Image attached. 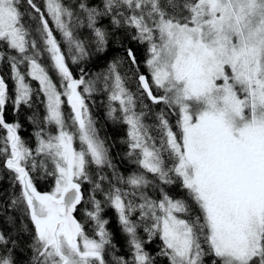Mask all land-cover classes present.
<instances>
[{
    "label": "snow or ice",
    "instance_id": "obj_1",
    "mask_svg": "<svg viewBox=\"0 0 264 264\" xmlns=\"http://www.w3.org/2000/svg\"><path fill=\"white\" fill-rule=\"evenodd\" d=\"M73 24L91 30L97 53L122 49L105 72L74 75L54 34L80 64L90 52ZM0 65L9 70L0 74V167L19 188L0 207L32 225L28 264H156L146 245L157 239L167 264H264V0H0ZM98 91L108 116L127 125L126 155L139 171L120 173L100 138L86 102ZM38 93L46 114L28 117L38 129L32 148L6 113L31 108ZM85 203L92 235L76 216ZM104 205L117 213L130 260L116 254ZM19 243L0 231V264H20Z\"/></svg>",
    "mask_w": 264,
    "mask_h": 264
},
{
    "label": "trees",
    "instance_id": "obj_2",
    "mask_svg": "<svg viewBox=\"0 0 264 264\" xmlns=\"http://www.w3.org/2000/svg\"><path fill=\"white\" fill-rule=\"evenodd\" d=\"M38 3H42V0H37ZM76 0H65V3L67 4H74ZM90 2L99 3V0H90ZM109 21L107 19H103L100 21V26L108 27ZM51 27L55 28L54 24H50ZM74 32L76 36L84 41L85 45L88 47L90 56L86 58L84 61H82L80 64H74L73 71L74 75L79 77L78 74L80 67H84L90 76H95V72H105L107 70V67L109 63L113 60L114 57H117L121 54L122 49H120L117 45L111 46L105 53H97L95 51V46L91 44V41L94 39L92 36L91 30L87 29L86 27H76L75 24H73ZM54 34L57 36V39L61 41L62 44V50L65 52L67 62L69 63V66L72 65L70 54L67 51L68 45L63 41L62 35L56 31ZM42 56H46L45 59L48 61V66L51 65V60L49 55L44 52ZM40 57V59H41ZM143 49H141V56L140 59L143 61ZM24 66H22L23 68ZM25 70V68H24ZM122 72H126L127 69L122 67ZM0 74H3L5 76L9 75V70L3 66L0 65ZM129 77H131V74L129 73ZM10 80V79H9ZM8 80V83H9ZM31 81V79H28ZM35 81H31V84L35 87ZM130 87L133 92L136 91V83L130 79ZM92 99H87L86 102L89 106L91 115L93 117V120L95 122V126L97 128L98 134L101 139L105 140L106 145L109 147L110 155L114 158V163L117 165L118 170L123 175H127L131 171L133 172L132 163L133 158H130L126 155L128 151L126 139H125V131L127 129V125L123 124L120 120H113L108 116V110L104 113V100L108 102V94L107 93H100L95 92L92 94ZM43 101V99H42ZM33 104L31 108L28 106L22 107L21 111L19 112L20 121L22 124V127L19 130V134L24 140L26 135L30 134V127L33 126L34 131L32 135V139L36 141L35 132L38 130L37 126L33 124L31 121L28 120V116L35 115L37 119L42 118L46 114V107L45 103L37 102V100H33ZM34 104L37 106L35 107ZM64 113L66 118L71 115L70 107L65 103L64 105ZM13 114L10 112V105L8 107L7 113H6V119L9 122H13ZM170 123L173 125L175 130V123L177 120L176 115H171L169 117ZM148 124L154 125L156 123L155 117H151L145 121ZM32 128V129H33ZM30 130V131H29ZM47 131H51L54 133L55 127L54 126H48ZM158 131V129L156 130ZM156 131L153 132V135L156 134ZM5 131L3 129H0V137H3L5 135ZM0 146H3L2 140H0ZM127 148V149H126ZM2 159V158H0ZM93 169H95V166H92ZM136 170L139 171L140 169L138 166H136ZM108 175H111V170L105 169L104 170ZM52 181L51 179L47 181H40L38 188L40 191H49L51 189ZM0 189L6 190L3 192H0V197L3 198L4 201H9L10 198L14 194L19 193V188H13L12 186V180L10 175L7 173L5 169L0 167ZM88 189L89 193L92 192V185L85 183L84 190L86 191ZM168 189L170 191L175 192L177 195H179L180 190L176 189L174 186H168ZM152 195H156L155 193H151ZM97 198L104 199L103 195L101 193H97ZM87 201V199L85 198ZM90 203H85L82 207L79 208V211L76 213V216L78 219L82 220L83 222H87V218H84L82 210H86L90 208ZM109 210V211H108ZM108 214H109V223L107 225L108 231L112 234V240L113 243L116 245V251L118 255L124 256L126 259H129V244L127 241V236L125 233H122L118 227L117 223L114 221L112 216L111 209L108 208ZM32 228V225L30 221L27 219L26 216H24L23 212L18 209L13 208H4L0 207V231H4L9 233L12 237H18L20 243L17 245L18 247V257L20 260V264H28V261L31 257V250L29 248V245L31 243V236L32 233L30 229ZM140 235L145 240L147 239V234L143 231L140 232ZM126 240V241H125ZM161 247V244L159 240H155L152 243H148L146 245V251H148L156 260V264H167V260L165 257H162L158 255L159 249Z\"/></svg>",
    "mask_w": 264,
    "mask_h": 264
},
{
    "label": "bare ground",
    "instance_id": "obj_3",
    "mask_svg": "<svg viewBox=\"0 0 264 264\" xmlns=\"http://www.w3.org/2000/svg\"><path fill=\"white\" fill-rule=\"evenodd\" d=\"M68 51V50H67ZM43 63V62H42ZM48 64V61H47V59H45V65H47ZM44 65V66H45ZM74 64H72L70 67L72 68V69H74ZM46 67V66H45ZM47 68H49V70H50V75H52L53 76V78H54V80H58L59 79V77L56 75V73L54 72V71H52L51 70V68H50V66H48L47 65ZM96 74H98V73H103V72H100V71H98V72H95ZM80 75V73L78 74V76ZM28 82H30L31 83V81H29L28 80ZM36 85H35V90H34V92H38V82H36L35 83ZM9 85H10V88L12 87V85H13V82L11 81V80H9ZM98 92H100V93H104L103 91H98ZM92 97H93V95L91 96V97H89L88 99L90 100V99H92ZM42 99H43V101H44V97H43V95L42 94H40V93H38V94H36V95H34V97H33V100L35 101V100H37V102H39V100L41 101V103H43V101H42ZM104 102V104H105V107H104V113L107 111V109H108V103L106 102V100H104L103 101ZM34 102L32 101V104H33ZM34 106L35 107H37L35 104H34ZM40 106V102H39V105H38V107ZM10 112L14 115L13 116V122H15V121H20V117H19V114H16V113H14L13 111H12V108H11V105H10ZM106 114V113H105ZM28 117H30V116H28ZM27 117V118H28ZM29 120V119H28ZM30 121V120H29ZM68 123L69 124H71L72 122H71V120H68ZM33 126H31L30 127V134L29 135H26L25 136V138H24V141L26 142V144L28 145V146H30V147H32V148H35L36 147V145H37V141H35V140H33L32 139V135H33V131H34V129L35 128H33ZM124 133H125V139L127 140V129L125 130L124 129ZM153 134V133H152ZM127 149V148H126ZM133 161H134V158H133ZM136 166H137V164H135L134 162L132 163V167H134L133 168V172H135V171H137L136 170ZM130 173H132V171L130 172ZM130 173H128L127 175H129ZM127 175H125V176H127ZM152 192H151V190H149V194L150 195H152L151 194ZM90 195V193H89V191H88V189H86V191H85V198L88 200V196ZM97 199H100V198H97ZM100 200H102V199H100ZM108 208L109 209H111V211H112V216H114L113 217V219H114V221L117 223V227H118V229L123 233V231L121 230V227H120V225H119V222H118V218H117V213L115 212V210L113 209V208H111V207H108L107 205H104V212L102 213V216H103V218L104 219H107L108 221H109V219H110V217H109V214L107 213L109 210H108ZM91 209V207L90 208H88V210H90ZM108 210V211H107ZM82 214H83V216H84V218H87L86 217V210H82ZM81 222H83L82 220H81ZM87 223V227H86V231L88 232V234L89 235H92L93 234V229H94V227H95V225L91 222V221H87L86 222ZM107 227V226H106ZM140 232H142V229L140 230ZM126 241V240H125ZM127 241H128V238H127ZM129 249H130V246H129ZM116 254H117V251H116ZM129 258L131 259V250L129 251ZM118 255V254H117ZM108 259H109V261H111L112 260V251H111V249L109 250V255H108Z\"/></svg>",
    "mask_w": 264,
    "mask_h": 264
},
{
    "label": "rangeland",
    "instance_id": "obj_4",
    "mask_svg": "<svg viewBox=\"0 0 264 264\" xmlns=\"http://www.w3.org/2000/svg\"><path fill=\"white\" fill-rule=\"evenodd\" d=\"M68 47V46H67ZM45 58H46V56H42L41 57V59H40V61L41 62H43V65H45ZM46 67H47V65H45ZM25 71H26V68H25ZM30 83V82H29ZM30 85H31V83H30ZM32 86V85H31ZM33 87V86H32ZM33 89L35 90V88L33 87ZM65 99V101H66V98H64ZM66 103V102H65ZM67 104V103H66ZM75 146L77 147V148H79V141L77 140L76 142H75Z\"/></svg>",
    "mask_w": 264,
    "mask_h": 264
}]
</instances>
